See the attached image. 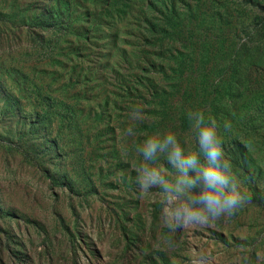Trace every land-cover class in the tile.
<instances>
[{"label":"rangeland","instance_id":"rangeland-1","mask_svg":"<svg viewBox=\"0 0 264 264\" xmlns=\"http://www.w3.org/2000/svg\"><path fill=\"white\" fill-rule=\"evenodd\" d=\"M53 2L0 0V264H191V256L201 249L212 252L214 264H264V0H135L120 30L119 43L128 48L129 61L120 54L99 77L98 84L106 82L121 89L131 79L133 88H138L149 78L145 70L152 74V70L167 69L170 45H197L214 37L219 32L217 21L223 22L226 16L228 22L223 26L230 32L229 38L234 33L237 44L257 45L259 51L243 66L239 91H226L228 61L218 57L214 62L210 54L205 64L207 84L198 83L200 74L184 69L178 82L162 79L169 82L166 89L174 100L161 94L154 100L160 107L148 108L147 113L144 110L143 115L160 116L154 125L160 134L173 132L178 138V130L183 129L186 139L183 143L178 139L181 146L195 152L198 145L187 116L174 120L176 106L186 95L191 110H209V105L221 100L226 115L212 111L206 116L217 122L224 136L225 158L251 194L235 215L177 232L160 223L157 190L143 195L138 192L136 173L132 172L141 157L135 147L151 135L145 128L139 135H124L129 126L135 130L141 126L135 125L141 121L132 120L127 110L131 96L124 95L115 114L121 116L123 135L116 138L110 129H104L107 144H97L94 137L98 132H92L76 151L59 127L48 122L31 126L32 98L27 93L10 92L3 70L27 46L20 35L25 34V24L18 28L15 17L21 9L24 16H30L34 7L42 12ZM144 8L149 15H142ZM152 14L169 28L155 32L164 36L165 42L153 41ZM190 33L196 43H187ZM140 41L145 47L137 50L134 46ZM162 45V50L157 49ZM29 60L19 58L27 66ZM136 69L142 70L140 77L134 76L139 74ZM159 77H163L161 73ZM81 109V115H88L87 107ZM184 111L187 114L188 109ZM100 113L108 121L104 109ZM107 113L112 112L107 109ZM225 121H231V133H223ZM114 145L117 155L111 151ZM128 145L134 149L133 155L127 153ZM158 165L168 173L173 171L163 159ZM46 166L48 173L41 170ZM53 175L56 183L51 180Z\"/></svg>","mask_w":264,"mask_h":264},{"label":"trees","instance_id":"trees-1","mask_svg":"<svg viewBox=\"0 0 264 264\" xmlns=\"http://www.w3.org/2000/svg\"><path fill=\"white\" fill-rule=\"evenodd\" d=\"M32 3L29 4L31 10ZM135 3V0H54L42 12H36L34 7V12L32 11L30 16H24L22 9L19 11L15 17V25L20 28L25 24L22 27L25 34L20 35L26 39V50L18 53L15 61L6 65L7 68L3 70V73L10 82L11 93H27L28 98H32L30 104L34 118L31 126L48 122L50 125L59 127L76 151L82 139H89L92 132H98V136L94 137L97 144H107V141L103 139L105 135L102 130L110 129L111 135L113 134L116 138L117 135H123V128L120 126L121 116L115 114L120 111V103L124 95L131 96L129 102L131 106L127 109L129 112L132 113V106L140 105L147 113L146 109H153L158 105L154 100H157L161 94L167 99L174 100L168 92L170 89L166 87L170 88L169 82L180 81L182 78L179 76H182L184 69L190 73L200 74L198 83L207 84L208 75L205 72L207 70L205 64L210 54L214 62L218 57L228 61L226 71L229 73V85L226 91L240 90L246 59L259 49L257 45L237 44L234 33L229 38L230 32L225 31L223 26L228 22L227 16L224 17L223 22L217 21L219 32L214 37L200 41L197 45L185 44L179 47L170 45L169 47L173 48L168 47L167 50L169 55L166 62L167 69L163 68L160 72L152 70V74L145 70L149 78L145 82H140L138 88H133L131 79L121 89L106 82L98 84L99 77L102 74L105 75L108 66L112 67L117 62L120 54H124L125 61H129L128 48L120 46L119 43L120 30L128 20ZM148 13L147 9L142 10L143 16L149 15ZM152 17L155 18L153 41L165 42V37H159L155 32L164 33L169 31V28H166V23L153 14ZM187 41V43H196L193 33L189 34ZM142 47L145 45L141 41L134 46L137 50ZM163 47L162 45L157 49L162 50ZM45 51H47L46 56L38 58V55H42ZM19 58L30 59L28 66L20 62ZM133 61L135 64L138 63V60ZM31 63H33L32 67ZM136 70L139 74L134 76L140 77L142 70ZM159 73L163 76L162 78L159 77ZM167 78L172 79L169 82L162 80ZM121 90L123 93H120ZM132 90L138 94L134 95ZM215 93L219 95L218 90ZM87 96L88 100L85 99ZM185 97L187 99L181 100L176 106L174 120L187 116L184 109L191 110L189 96ZM134 98L135 101H132ZM215 101L217 104L209 105L211 108L204 111L205 115L212 111L219 112L221 116L226 115L227 111L220 103L221 100ZM82 106L88 108V115H81ZM213 106L214 109H212ZM102 109L108 116L106 122L100 113ZM107 109L111 110L110 115ZM159 117L144 115L145 119L142 122H135V125H141L136 130L133 129L135 135L142 133V128L148 129L150 135L160 134L154 127ZM182 131L181 128L178 130L180 132L178 139L183 143L186 135L181 134ZM55 142L53 141L52 146ZM116 145L112 146L111 151L117 155ZM127 147V153L133 155L134 149L129 145ZM86 152L87 150H84V154ZM134 159L136 161V157ZM141 159L138 160V164ZM41 170L44 173L50 172L49 166L42 167ZM130 170L132 168H129ZM51 180L54 183L57 182L54 175L51 176ZM91 187L94 191L98 189L93 182Z\"/></svg>","mask_w":264,"mask_h":264},{"label":"clouds","instance_id":"clouds-1","mask_svg":"<svg viewBox=\"0 0 264 264\" xmlns=\"http://www.w3.org/2000/svg\"><path fill=\"white\" fill-rule=\"evenodd\" d=\"M144 109L132 106V120L143 121ZM191 131L197 142L195 152L186 151L173 132L146 137L135 152L142 158L135 167V182L140 194L158 192L157 204L161 225L170 232L193 230L235 215L251 199L241 186L232 163L225 158L224 136L219 126L204 111L187 112ZM231 121L223 123V133H231ZM125 136H134L132 126ZM163 159L172 173L158 165ZM191 264H214L210 250H197Z\"/></svg>","mask_w":264,"mask_h":264}]
</instances>
